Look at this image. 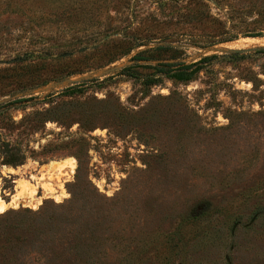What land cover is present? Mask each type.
I'll use <instances>...</instances> for the list:
<instances>
[{"label":"rangeland","instance_id":"obj_1","mask_svg":"<svg viewBox=\"0 0 264 264\" xmlns=\"http://www.w3.org/2000/svg\"><path fill=\"white\" fill-rule=\"evenodd\" d=\"M261 2L0 0V104L31 97L0 109V195L38 182L0 236L73 205L61 264H264V36L242 35Z\"/></svg>","mask_w":264,"mask_h":264},{"label":"trees","instance_id":"obj_2","mask_svg":"<svg viewBox=\"0 0 264 264\" xmlns=\"http://www.w3.org/2000/svg\"><path fill=\"white\" fill-rule=\"evenodd\" d=\"M256 12L254 13V17L251 20V24L253 27V31L251 32H243V36H248V37H262L264 36V2L258 3L256 6ZM235 36H229L228 38H222L221 40H218L217 42H211V44H215L218 42H223V41H229L235 39ZM119 45L116 46L117 49L120 48L118 54L113 55L111 58L107 59V62H111L117 55H125L129 53V50L125 51L124 43L117 41ZM209 44V45H211ZM168 49H173L172 46H157L155 47L154 51H161V50H168ZM149 50V51H152ZM148 50H143L140 52L135 53L134 56H132L133 61H148L152 58L151 56L145 55V53ZM260 52L264 53V50H259ZM244 54H231L232 57H244ZM116 59V58H115ZM205 59H210V58H205ZM106 62V63H107ZM102 66V65H101ZM174 66H180L181 68H178L174 72V76L178 79L187 81L190 80L192 75L197 71L198 69V62H193L189 64H183V63H178V64H173V63H168V62H162L158 63L156 65L150 66L154 68V73H159V74H168L172 70ZM133 68V66H126L121 68L120 72L117 74H123L125 71H129ZM74 72H67L64 75H70L73 74ZM137 73V72H136ZM61 75V74H60ZM153 76L146 77L144 80L145 84L148 83H154V81H157L158 78ZM63 77V76H61ZM110 78L113 77L112 75L109 76ZM59 78V77H58ZM31 80H24V79H19L15 76V83L17 85L16 90H23L27 89L29 87H33L35 85H42L46 84L47 81L43 80L41 82H38L36 84L30 83L27 85V82ZM91 81H95L91 80ZM88 82H85L83 84H78L76 86H70L65 88L62 92L64 91H69L73 92L76 87H79L78 89L81 90L82 86H85L84 84H87ZM28 99H31V97H15L12 100L5 102L3 104H0V109L10 105L12 103H18L22 101H26ZM14 161H19V158H16ZM74 195V194H72ZM75 197L72 196V201H70L72 204H74ZM70 203V204H71ZM63 206L57 207L59 210V213L55 216H38L39 214L37 213V220L33 221L31 220L29 224L27 225V229L25 231V235L23 236H18L17 234H14L13 236H6L3 234V237L0 236V240L7 246H0V258H3L5 261L4 264H61L63 256L65 254V245L70 249L74 248L75 242H76V236L78 235L76 232V226L78 225V216L76 214V211L72 210L73 205H71L70 211H62ZM66 241V243H64ZM25 242L26 244H23ZM26 246L24 249L23 247ZM173 247H168V250H171ZM22 249V250H21ZM4 250V252H2ZM156 251V250H155ZM8 255L7 257L5 255ZM157 254V253H155ZM27 256L25 260L22 262L19 261L23 256ZM6 258V259H5ZM168 259H170V256L164 255L162 257V254L159 255V264H165Z\"/></svg>","mask_w":264,"mask_h":264},{"label":"bare ground","instance_id":"obj_3","mask_svg":"<svg viewBox=\"0 0 264 264\" xmlns=\"http://www.w3.org/2000/svg\"><path fill=\"white\" fill-rule=\"evenodd\" d=\"M70 160H71V164H70L71 166H70L69 172H71V169L74 168V163H73L74 159L73 158H70ZM40 178H42V177L40 176ZM27 182L26 181L19 182V186L18 187L21 188V189L15 191V193L11 195L9 201L4 200L1 197V195H0V212H3L9 206H16L18 203H20L21 201H25L26 199H28V201H36L38 199L37 197H35L36 196V188H35V185L38 182H35L34 184L33 183L30 184V183H27ZM45 182L52 184L49 181V179H47V181H45ZM40 184H42L41 187L43 188L44 184L43 183H40Z\"/></svg>","mask_w":264,"mask_h":264}]
</instances>
